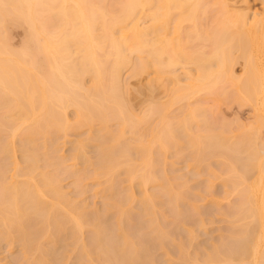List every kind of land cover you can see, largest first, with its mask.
<instances>
[{"label":"bare ground","instance_id":"1","mask_svg":"<svg viewBox=\"0 0 264 264\" xmlns=\"http://www.w3.org/2000/svg\"><path fill=\"white\" fill-rule=\"evenodd\" d=\"M95 1L0 0V29L8 21H12V24H14L13 22L17 23V25L23 24L21 26H25L27 30L26 45L20 50L10 48L6 38L0 36V110H11V112L15 110L18 114L17 117L15 116L18 118L17 122L13 124L9 123L11 122L10 119L8 121L5 120L8 122L7 126L10 128L8 132L10 133H7V135L9 134L8 136L4 133L3 137H1L2 133H0V138H3V141L5 139L3 143H1L2 139H0V150L2 153L5 152L6 155L9 152L11 153V148L15 144L13 142L16 132L22 129V136L24 135V137L21 139V136L20 140H23V143L28 141L31 145H29L30 147L27 146L26 142L22 143V148L21 145H18L22 150L24 147L23 151L26 153L25 162L27 160V162L32 163L33 161L35 163V158L39 154L36 153L37 155H35L33 145L35 144L34 139H37L39 135L47 138L46 135L52 132H66L71 125L74 127L81 125L91 127L94 121L100 122L102 127H105V130L109 128L103 125H107L105 123L110 119H119L122 121V125L128 123L132 119L130 117L133 114L130 115L132 112L126 105L127 99H125L124 95L126 94L127 86L121 78V70L125 65L131 63L130 54L132 52H137L138 56L140 53L145 54H142L144 59L141 58V54L139 56L142 60V62L141 60L138 62L139 68L134 67L133 69L136 75L147 69L148 62V68L152 64L155 74L167 73L166 71L169 73L168 68L174 69L180 63L193 65L194 71L189 66L187 67L191 69L190 71L182 65L186 69L183 78L187 82H184L183 90L186 91L187 87V91L180 92L186 93L185 95L178 93L180 95L175 98H186L200 91L213 94L216 97L219 95H223V97L230 95L231 98L238 99L241 103L251 104L254 120L247 126L245 124L237 125L242 128V130L240 129L241 132L239 131L236 135L229 136L231 129L225 128L227 126L226 123L221 121L222 124L218 123L219 126L215 124L213 126V118L212 120L210 119V124L204 122L206 120L205 109L203 110L204 113L201 110L204 117L199 114L196 115L198 110L201 109L199 107H196V109L192 108L191 110L193 111H189L190 113L187 110L186 112L189 115L185 116V112L182 118H179L178 115L176 117L179 119L171 117L176 119L175 123L173 119L172 123L169 118L167 120L163 117L159 130L156 129V134H154L155 130L154 132L151 131V139H148L151 142L146 141L147 144H150L145 146L143 145L144 141L140 139V142L139 140L131 142L136 143V147L131 144L133 148H137V145H140L138 148L140 147L139 150L141 149L143 152L140 151L139 153L137 148V153L141 155L138 154L140 156L137 157L140 160H138V163L135 162L137 161L135 160L136 158L130 157L133 158L135 165L129 162L132 160L130 158L126 161V164L129 162L126 167L128 176L131 179L137 177L139 185L142 186L147 185L149 182L156 183L161 177L164 185L161 182H159V185L161 183L160 186H165L166 191L169 190L165 184L166 178L158 175V180L154 174L155 172H153V167L155 166V157H158V160L162 158L160 154H163L165 149L167 150L171 144L173 146L178 144L175 146L176 148L177 146L181 148L184 144L185 148H191L192 155H189V157L191 156L190 158L196 164H200L207 159L217 158L213 162L216 165L215 169H217H214V173L211 170V173L222 178V184L224 187L226 186V190L222 198H213L212 201L220 207V199H228V207L226 206L227 208L223 215L225 216L224 220L229 225L225 228V232L219 235V239L213 242L210 250L204 253L195 252L194 258L187 251L186 254H189L188 257L190 258L187 262L190 263L189 261H191V264H264V0H262L263 7L261 11L254 12L252 17L248 15L246 10L229 6L225 0H222L225 4L219 10L220 15L211 18L212 23L206 22L208 25L201 21V18L205 16V20L206 16H209L208 13L212 10L211 4L214 2L210 0H111L110 2L112 3L110 4L109 2V6L105 0H98L99 2L101 1V3L98 2L99 4L95 3ZM103 3L107 4L104 6ZM145 18L147 19V24L141 25V23H145ZM171 23L172 26H170ZM185 23L188 24L187 28L184 25ZM183 28L186 30L184 34L186 35L184 38L186 41L180 39L183 35H179L184 30ZM181 40L184 42H181ZM145 59L148 61L145 62ZM237 59H241L243 64V74L240 76L233 74V63ZM138 64L136 63L135 65L137 66ZM85 74H90L91 76L92 83L89 86L84 85L83 77ZM161 77L163 78V75ZM161 77L156 78V80H160H157L158 82L150 79L147 83L151 81L153 85L154 82L160 83L163 80L166 83L168 78L167 80H162ZM173 77H175L174 80L179 81L177 79L178 75ZM157 83L154 84L155 86L150 85L151 89L148 86V89L152 90L153 88L154 91V88L159 85ZM162 84L164 83L162 82ZM146 87L145 89L148 90ZM181 87L179 85L178 88L180 89L178 90L181 91ZM154 104L156 106V103ZM154 104L152 105L154 106ZM158 104L160 105H157L158 108L156 106V111L159 107L160 110L163 109L165 111L164 104L159 102ZM152 105L150 107L153 111L155 106L152 108ZM69 106L73 107L76 115L74 123L72 122L71 124L66 113V109ZM148 110H150L149 107L146 112ZM152 111H148L150 112L148 113L149 116L155 115L156 112L152 113ZM163 111L158 112L161 115ZM156 115L159 116L158 113ZM144 117L145 119H143ZM200 117L205 120H202V122ZM133 119L135 118L133 117ZM148 119V117L146 119V116H143L140 120L138 118V121L144 120L142 122H145ZM192 119L204 123L198 124V127L201 126L202 128H191L189 121H192ZM5 121H2V123L0 121V126H2L0 131L2 132H4L3 130L6 127L7 122ZM133 121L131 120L129 123L132 124L131 122ZM159 121H161V117ZM136 124L129 125V127L133 128ZM195 124L197 126L196 122ZM72 126L71 128H73ZM121 128L123 129L124 127ZM121 128L119 129L121 132L118 131L119 133H123ZM101 130L103 131V129ZM105 130L104 132L101 131L100 137V133L96 134L98 139H101V137L102 139L105 138L103 139L104 141L102 139L100 141L102 142V147H100L102 151L100 157L99 155L97 156L99 172L114 168L121 162L119 161L121 160L120 156L124 157L123 151L121 150L122 152H120L118 150L120 148L112 146L113 141L108 142L107 140V136L113 134L112 132L110 134L106 133L105 137L102 136L105 135ZM108 131L106 130V132ZM261 131L263 134L260 137ZM118 132L117 134H119ZM173 142H176V144L174 145ZM127 145H124L122 149H127ZM131 145L129 146L131 147ZM185 148L183 147L181 150ZM114 151H117V154ZM10 153L7 156H12ZM156 153L158 156L154 155ZM130 154L127 155L131 156ZM151 154L154 155L155 160ZM159 161L161 162V160ZM136 163L138 164L137 167L140 165L138 169L134 168L137 165ZM155 164L157 163L155 162ZM27 166L26 169H28ZM1 168L4 167L1 166ZM3 171L4 169L0 170V172ZM47 176L46 174L45 178L41 179L44 186L50 187L52 185V188H49V194L52 196L53 193L56 195L61 193L59 188L56 190V186L59 185L58 181H56V186V183L54 184V180H57L55 175H52L55 179ZM1 183L3 184L4 181ZM12 183H4V189H2L3 185L1 184V189L3 190H1V193L9 192V195L5 194L4 198L0 194L2 197L0 198V213H2L0 224H3V226H0V235H3L4 238L9 235V237H12V234L13 236H18L19 240L22 239L21 241H24L25 248L26 246L28 249L34 248L40 251V255L42 254V256L38 254L36 257H31L33 259L31 261L32 264H47L48 260L43 259V255H45L43 253L47 252L48 249L51 250L52 247L43 248L40 245L41 243L38 241H40L41 235L44 233L41 230L43 228L36 230V228H40V225H37L39 224L38 222L35 224L36 228L34 227L33 231L31 228L34 224L28 223L31 225V228H29V225L26 224L27 220L32 218L35 219L34 221L36 219L38 221V217L41 216L39 217L40 221L45 215L44 213H46L45 219L42 220L44 223L41 224L40 221V224L43 227L44 224L54 226V232L58 233L57 237L54 233V240L60 238L59 234L61 232H58L59 229L65 227L67 222H71L69 227L72 228L70 230L75 231H72L75 234V236L73 234L72 236L73 238L76 237L75 240H77V235L81 237L83 233V225L89 222L85 220L84 208H81V211H83L82 215L80 214L81 211L77 210L80 213L75 214V216L78 215V217H75L74 213L69 209H66L68 212L65 210L66 213H63L60 211V202L57 204H55L56 202L52 203V201V204L47 202L45 199L47 194L45 193L44 195L46 191H42L44 188L39 187V184H37L39 181L32 186L28 182H25L26 185L22 183L20 186ZM28 184L30 185L28 186ZM210 186L207 187V190L212 194L213 191L211 190L213 189ZM178 194L177 197L175 196L177 203L179 198L182 199V194ZM171 195L170 191H168L169 198L172 197ZM230 196H234V198L229 199ZM59 197H62L61 194ZM151 197L153 198L150 194L139 197L138 201L140 202V207L142 205L143 210H149L148 205H152L153 202H151ZM63 198L67 205L71 202L66 200L69 198L64 196ZM120 202H115L114 205L118 209V217L116 216L119 222L118 225L124 232L122 240H120L119 236V241L117 239L116 244H114L113 237L111 239L112 243H110V239L106 241L104 238L105 232L101 234L97 231L100 230L98 223H101V229L104 226H102L100 220L97 223L95 219L96 223H93L97 224V226H94V224L93 226L98 227L97 230L94 229L96 235L97 233L98 235L91 238L93 242L91 243L93 245L91 246V248L93 247L92 251L94 250L93 252L97 251L98 253L101 250V254H105V250H107L105 255H109L111 258L109 260L115 261V264H154V258L149 256L150 254L146 252V248H142L144 245L140 246V248L135 245L134 241L131 242L132 239L128 236L129 232L127 233L126 229L128 227L123 223L129 217L126 215L125 204L123 205V202ZM44 204L49 206L45 207L48 210L46 212L44 211ZM197 206L194 204V208L198 210L197 213L200 215L202 212ZM70 208L74 207L71 206ZM40 211L42 215L44 214L43 216H38ZM146 211L145 213L147 214L148 212ZM183 214L184 216L186 215L185 213ZM177 215H180V211L179 214L177 212ZM182 215L180 216L184 220L185 217ZM83 216L84 221H87L86 223L83 222ZM97 218L99 219L100 216H97ZM86 219L88 218L86 217ZM199 219H197V222L200 221L202 223V219ZM65 230L66 228H64ZM158 230H160L159 227ZM160 231L159 234L162 233V236H158L162 239L164 237L163 234L165 235L166 232L162 229ZM114 232L120 233L119 229L117 232L114 229ZM15 236L11 239L8 238L9 240L16 239ZM105 236L107 235L105 234ZM181 244L180 250L186 247L184 243ZM84 249H87V252L83 251L87 254L89 252L88 248L84 247L82 250ZM108 249H112L111 251L113 252ZM185 249H183V252H185ZM112 253L113 255H110ZM151 256L153 255L151 254ZM191 258H193V261ZM48 264L53 263L48 261ZM170 264L178 263L173 261Z\"/></svg>","mask_w":264,"mask_h":264},{"label":"rangeland","instance_id":"2","mask_svg":"<svg viewBox=\"0 0 264 264\" xmlns=\"http://www.w3.org/2000/svg\"><path fill=\"white\" fill-rule=\"evenodd\" d=\"M95 1V0H94ZM111 0H105V2H107L106 4L109 6V2ZM113 1V0H112ZM211 2L214 1L211 4V11L209 14V16L205 18L204 17L201 18V21H203L204 23L208 22L210 23L212 20L211 18L216 17L218 15H220L219 10L220 8L225 4L222 0H210ZM98 3L99 1H95V3ZM210 2V3H211ZM225 2L227 4H229V6H234L238 9H244L247 11L248 15L250 17L253 16L254 12H260L262 7H263V3L262 0H225ZM101 3V1L99 2ZM98 3V4H99ZM112 2H110L111 4ZM209 3V4H210ZM104 6L106 5L105 3H103ZM107 7V6H106ZM145 23H141V25H146L147 24V19L145 18L144 20ZM14 24H12V21H8L4 26L1 27L0 29V36L1 37H5L10 48L15 49V50H20L23 47H25L26 45V40H27V30L25 26H21V25H17V23L13 22ZM208 23H206V25H208ZM212 23V22H211ZM185 27L188 25L187 23L184 24ZM205 25V24H204ZM9 26V27H8ZM170 26H172V23L170 24ZM187 28V27H186ZM184 29V28H183ZM185 29L182 30V33L180 32V39H184L186 35L185 34ZM184 42L186 41V39H184ZM141 54V53H140ZM139 54V56L141 55ZM145 55V54H144ZM144 55L141 56V58L144 59ZM138 56L137 52H132L130 54V62L128 65H125L122 70H121V78L123 80V82L125 83V85L127 86V90H126V94L125 99H127V107L130 108V115H132L131 120L134 122H131L133 125L136 124V126L133 128L131 127L132 124H130L129 122L131 120H129V124L126 123L125 125H122V121L117 119H110L108 120L107 125H103L108 127V131L106 132V130L104 129L105 127H102V124L100 122L94 121L92 126L89 127L87 125H81V126H72L73 128L70 127L67 128L68 130H66V132H52V133L46 135L47 138H44L43 135L38 137L37 135V139L35 138V146L33 145V148L37 151H35V155H37L39 157L36 156L35 158V163H30V162H25V151L24 147L23 150L21 149L23 144H28L27 146L31 145V143H29L28 141H25L24 143L20 140V137L22 136L23 130L21 132V130L18 132H16V135L14 137V142L16 144V146L13 148H11V155L12 156H7L5 152V154L0 153V164L2 167V170L4 169L3 172H0V194L1 190L4 189V185L6 184V182L10 183L13 182L12 184H19L17 186H20V184H25L28 182L32 185H34V183L37 181H39V187L42 188V191H46L44 192L47 195H45V199L47 200V202L54 203L55 204L59 203L60 204V211H62L63 213L65 212L66 209H69L70 211H72L75 214L80 213L79 211H81V208L83 209L85 216L89 219L85 220L89 221L88 223H86L87 221H84V216H83V222L86 223V225H83V230H82V235L80 237V235H77V240H75V238H73V236H75V234L72 233L73 230H70L72 228H70V223L67 222V225L65 227H61L64 231V228H66V230L63 232L62 229H59V237L56 240H54L55 235L57 237L58 233H55L54 230L55 228H53V225H48V224H44V227L41 226V224L44 223L45 219V215L46 213H44L43 215L41 214V211L39 212V215H42V219L41 224L39 221V216L38 217V221L36 219V221H34L35 219H28L26 222V224H31L34 226L31 228L29 225L28 227L31 228L33 230V228L35 227V224H37L39 222L40 228H36L37 229H41L44 231V235L42 234L40 242L41 246H43V248H51L48 249L47 252L43 253L45 255H43V259H46L49 261H51V263L53 264H112L115 261H110L109 255H105L107 254V250L106 253L104 251L105 254H101V250L92 251L91 243H93L91 241V238H94L96 235V232L94 231L98 229V227H94L97 226V224H94L93 222H95V219L98 222H102V226H104V228L102 227V229L100 228V224L98 223L99 229L97 230L99 231V233L102 234V232L104 233V238L106 241H109L110 239V243L111 239L113 237V241L114 244L117 243V239L119 241V236H120V240H122V237L124 235V232L120 229V226L118 225V219H116L118 216V209L116 208V206L114 205L115 202H123L124 208L126 209V215H128L129 219L125 220L123 223H125L126 228L127 229V233L129 234L128 236H130V238L132 239V241H134L135 245L138 247H143L142 248H146V252L148 254H150L149 256L151 258H154L155 262L154 264H170V262H176L178 264H184L183 262H187L188 259L190 260V258L188 257V255L190 254L191 257L194 258V254L195 252H200V253H204L208 250L211 249L213 242H216L219 239V235L223 232H225V228L229 225V223L224 220L225 216L223 215V212L226 210V208L228 207V199L227 198H223L220 199L221 201L219 202V205L221 203V206L219 207L218 205H215L216 203H214L212 201L213 198H222V196L225 194V190H226V186H223V181L222 178L212 175V173H214V169H215V162L217 158H211V159H207L206 161L201 162L200 164H196L190 157L189 155H192L189 147L185 148V144L183 145V147L185 149H182L183 147H179L177 146V148L175 147L176 142H173L175 146H173V144L169 145L167 150L165 149V152L161 155L162 158H160L159 160H161V162L157 159L158 157H155L156 159V163L154 162V167H153V172H155V176L157 177L159 176H163L166 178V186L168 187L169 190L166 191V189L161 185V183L163 184V181L161 180V177H157V179L159 181H157L156 183H147V185L142 186L139 185V180H137V177H133V179H131L130 176H128V172H127V166L130 163H132L133 165H135V162L138 163L137 157H140L141 155L139 154L140 151L143 152L141 149L139 150L137 145V148L139 150V153L137 148H135L136 143H131V142H135L136 140H142L144 141V144L146 146V141L150 138L151 139V131L154 132V134H156V129L159 130L158 128L160 127V125L162 124V120L163 117H165L166 119L169 118L170 121H172V119L174 120V123L176 122V119L182 118V116L185 114V112L188 110L189 111H193L191 110L192 108L199 107L201 109H197L198 112L201 113V110L203 112L204 110V115L206 116V120H205L203 116V113H196V115H200L202 117H200L201 121L205 120V123H209V121L213 120L214 122H212V125L214 126V124L216 126H219V124H222L223 122L226 123L227 126H225L226 129L230 128L231 132L228 134L229 136H233L236 135L237 133H239L240 129L242 130L241 127H238L241 124H245L246 126L251 122L253 119V111L251 109V104L250 103H241L240 101H238V99L235 98H231V96H224L223 95H219V96H215L213 94H209L207 92H196V94L194 93V95L192 96H187L186 98H175L177 96H179L180 94L185 95L184 93H180L182 91H184V82H186V79H184L183 77L185 76V70L188 68V70L190 71L193 68V65H189V64H177L174 69H169V73L168 71H166V69L164 68V70L167 73H163V74H155L154 70L152 68V64L150 66V68H148L147 65V69L144 71H141V73L138 75L135 74V72L133 71L134 67H138L139 68V60L140 57ZM146 57V56H145ZM144 61V60H143ZM148 61L145 59V62ZM142 62V60H141ZM140 62V63H141ZM138 64L137 66L135 64ZM142 64V63H141ZM233 74L235 76H240L243 74V64L240 60H236L235 63H233ZM186 67V69L183 66ZM189 66V67H187ZM155 68V67H154ZM136 70V69H135ZM163 70V71H164ZM173 70V71H170ZM185 71V72H184ZM134 72V73H133ZM157 72V71H156ZM184 72V74H183ZM159 73V72H158ZM135 74V75H134ZM165 74V75H164ZM167 74V75H166ZM159 75H163V78ZM174 75H177L180 77H177V80H174L175 77H173ZM166 78H165V77ZM90 74H85L83 77V81H84V85L85 86H89L92 83V80L90 78ZM161 77L162 80L168 78V80L165 83V80L161 81L160 83H157L159 79L156 80V78ZM156 80L157 87H155L154 91L153 88L151 89L150 85H152L151 81H149L148 83H151L149 85H147V81L148 80ZM153 81V82H154ZM160 81V80H159ZM177 81V82H175ZM189 81V80H187ZM162 82L164 84H162ZM154 82V84H156ZM152 86H155V85ZM182 84V85H181ZM147 85V87H146ZM180 86L181 87V91L178 90L180 88H178ZM150 88H149V87ZM145 87L148 89L146 90ZM186 87V84H185ZM179 92H178V91ZM187 91V87L185 89ZM151 91V92H149ZM184 91V92H186ZM189 92V91H188ZM187 92V93H188ZM148 93V94H147ZM150 93V94H149ZM180 93V94H178ZM181 95V97H182ZM188 95V94H187ZM216 97V98H215ZM218 98V99H217ZM159 103H163L166 107H164V110L161 109L160 107L159 109L156 111V109L158 108V106L160 104ZM156 103V106L155 104ZM154 104L155 109H153V111L151 110V105ZM152 105V108L154 107ZM1 107V106H0ZM149 107L150 110L148 111H152V113H154V111L156 112L155 115L151 113L152 116H149L148 113L150 112H146L147 108ZM191 107V108H190ZM162 108V107H161ZM188 108V109H187ZM190 108V109H189ZM194 109V110H195ZM196 110V111H197ZM163 111L165 112L163 114V112H161V115L159 112ZM194 111V112H196ZM188 112H186V115L188 114ZM66 113H67V117H68V121L70 122V124L75 121V114H74V109L72 106H69L66 109ZM159 114L156 115V114ZM190 113V112H189ZM147 114V115H146ZM0 121L2 123V121L5 120H11V122L9 123H15L17 122L16 118L18 116L17 112L15 110H13L11 112V110L7 111V110H0ZM129 115V116H130ZM179 118H177L178 116ZM189 115V114H188ZM195 115V116H196ZM16 116V117H15ZM146 116L149 118L147 121L142 122L144 120H141V122L138 121L143 117ZM177 116V117H176ZM181 116V117H180ZM133 117L135 119H133ZM141 117V118H140ZM161 117V121H159V118ZM171 117H176V119L171 118ZM16 118V120H15ZM197 119V116L195 117ZM215 118V119H214ZM145 119V117L143 118ZM199 119V117H198ZM211 119V120H210ZM168 120V119H167ZM5 121V122H7ZM196 120L195 119L192 121L190 120V126L193 129H197V128H202L201 126L198 127V124H204L201 123V121ZM202 121V122H203ZM216 121V122H215ZM222 121V123H221ZM121 125H120V123ZM136 122V123H135ZM195 122L197 123V126L195 124ZM173 123V121H172ZM219 123V124H218ZM250 123V124H251ZM3 124L5 125V123L3 122ZM8 122L6 123V127L5 130H3L4 132L0 131L1 137H3L4 133L7 135L8 129L10 131V128H8L7 126ZM101 124V126H100ZM210 124V123H209ZM129 125H131L129 127ZM238 125V126H237ZM2 128V126H0ZM103 129V131L100 129ZM121 127H124L123 129ZM238 127V128H237ZM122 129L123 133H119L121 132V130L119 131V129ZM245 128V127H244ZM229 129V131H230ZM105 130V135H102L103 137L106 136V133L110 134V132H112L113 134L108 135V142H112V146H116L120 152L123 151V155L124 157L122 158V155L120 156L121 162H119V164L117 166H114V168L110 169V170H104L102 172H99L98 170V163L99 161H97V156L101 154L100 147H102V142L101 139H98L97 137V133H100L99 137L101 136V133L104 132ZM102 131V132H101ZM119 131V132H118ZM21 132V133H20ZM117 132L119 134H117ZM152 132V133H153ZM241 132V131H240ZM262 132V131H261ZM55 133V134H54ZM19 134H21L19 136ZM117 134V136H116ZM263 132L261 134H259V136H262ZM9 135V134H8ZM7 135V136H8ZM119 135V136H118ZM123 135V136H122ZM45 136V137H46ZM51 136V137H50ZM116 136V138H115ZM121 136V137H120ZM260 136V137H261ZM5 137V136H4ZM24 135L22 136L21 139H23ZM49 137V138H48ZM118 137H120V139H118ZM7 138V137H6ZM115 138V139H114ZM3 143L5 141H3ZM105 139V138H103ZM102 139V141H104ZM118 141H117V140ZM25 140V139H24ZM27 140V139H26ZM117 142H116V141ZM139 140V142H140ZM1 141V140H0ZM115 141V142H114ZM121 141V143H120ZM150 140H148L147 142H149ZM123 142V143H122ZM129 142V143H128ZM138 142V141H137ZM151 142V141H150ZM0 143V144H1ZM23 143V144H22ZM34 143V142H33ZM81 143V144H80ZM104 143V142H103ZM107 143V142H106ZM120 143V144H118ZM143 143V142H142ZM172 143V142H171ZM21 145V148L19 145ZM118 144V145H116ZM133 145L135 146L133 148V146L131 145V147L129 145ZM150 144V143H148ZM147 144V145H148ZM101 145V146H100ZM124 145H127V149H122L124 148ZM25 146V145H24ZM78 146V147H77ZM129 146V147H128ZM180 146V145H179ZM30 147V146H29ZM155 148V146H154ZM136 149V151H135ZM189 149V150H188ZM122 150V151H121ZM130 150V151H129ZM118 151V152H119ZM126 153H125V152ZM155 151V150H154ZM157 151V150H156ZM24 152V154H23ZM115 152V151H114ZM131 153V156H128L129 153ZM37 153V154H36ZM153 153V152H152ZM158 153V151H157ZM154 154L155 156H158V154ZM160 153V152H159ZM191 153V154H189ZM115 154H117V151L115 152ZM128 154V155H127ZM140 156H139V155ZM142 154V153H141ZM24 155V158H23ZM126 155V156H125ZM152 155V154H151ZM152 155V157L154 156ZM119 156V153H118ZM128 156V157H127ZM11 157V158H9ZM98 157V158H99ZM136 158L134 162L133 158ZM160 157V156H159ZM132 159L129 162L126 161L128 159ZM154 159V157H153ZM154 159V160H155ZM158 160V161H157ZM140 161V160H139ZM212 161V162H211ZM159 162V164H158ZM194 162V163H193ZM30 163V164H27ZM136 163V164H137ZM28 165V166H27ZM0 166V167H1ZM26 166L28 169H26ZM30 166V168H29ZM138 164L136 166H134L135 169H138L140 167H137ZM157 166V169H156ZM16 168V169H15ZM100 168H101V164H100ZM0 169V170H1ZM217 169V168H216ZM215 169V170H216ZM102 170V168H101ZM100 170V171H101ZM211 170H213V172L211 173ZM106 171V172H105ZM44 172V174H43ZM98 172V173H97ZM127 172V174H126ZM159 172V173H158ZM50 177H52V175H55V178L57 180H54V184L55 186L57 185L58 181V185L56 186V190H60L61 193H59L58 195L54 194L55 196H51V194H49V188L47 185H43L42 184V179L41 178H45L46 174ZM158 173V174H157ZM45 176H43V175ZM157 174V175H156ZM47 176V177H48ZM33 177V178H32ZM53 179H55L54 177H52ZM40 179V180H39ZM35 180V182H33ZM37 180V181H36ZM163 180H165L163 178ZM4 183L2 184L1 182ZM26 182V183H25ZM41 182V183H40ZM159 182L160 185H159ZM35 183V184H36ZM3 186H2V185ZM28 184V186L30 185ZM164 185V184H163ZM211 185V186H210ZM1 186L3 187L1 189ZM30 186V187H31ZM208 186H210L213 190V193L210 194L208 192ZM52 188V187H51ZM3 191V190H2ZM48 191V193H47ZM168 191H170V193L172 194L171 198H169L168 196ZM167 192V193H166ZM5 194H8L6 192H4ZM180 193L182 194L181 198L182 199H178V203L175 201V198L177 197V194ZM5 194H2L3 197L5 196ZM11 194V193H10ZM49 194V195H48ZM61 194L62 197H59ZM146 194H150L151 196H153V198L151 197V202L152 205H148L149 206V210L147 208L148 211L143 210L142 205L140 207V202L138 201L139 197L141 198L143 195ZM200 194V195H198ZM9 195V194H8ZM179 195V194H178ZM69 198L66 199L71 201L69 202V204L67 205V202H65L64 198ZM176 196V197H175ZM179 197V196H178ZM0 198L1 195H0ZM5 198V197H4ZM234 196H230L229 199H233ZM153 199V200H152ZM1 200V199H0ZM117 200V201H116ZM120 202V203H121ZM46 204V202H44ZM47 203V204H48ZM51 203V204H52ZM72 203V204H71ZM1 204V203H0ZM44 204V205H45ZM58 204V205H59ZM71 204V205H70ZM194 204L199 206V210H201V214L199 215L197 212L198 210L194 208ZM45 207H47L48 205H45ZM50 205V204H49ZM127 205V207H126ZM71 206H73L74 208H70ZM86 206V207H83ZM197 206V207H198ZM217 206V207H216ZM227 206V207H226ZM49 207V206H48ZM196 207V208H197ZM77 208V209H76ZM142 208V211H141ZM42 209V210H44ZM59 209V208H58ZM79 210V211H77ZM197 210V211H196ZM45 212L48 210H44ZM69 211V212H70ZM83 211H81V215L83 213ZM148 212L147 214L145 213ZM180 211V215H182L183 213H185L186 215L184 216V214L182 216H184V220L183 217L181 218V216L177 215V212L179 214ZM1 212V211H0ZM59 212V210H58ZM61 212V213H62ZM66 212H68V210H66ZM65 212V213H66ZM72 212H70L72 214ZM150 212V213H149ZM182 212V214H181ZM43 213V211H42ZM62 213V214H63ZM144 213V214H143ZM200 213V211H199ZM60 214V212H59ZM69 214V213H68ZM37 215V214H36ZM73 215V214H72ZM71 215V216H72ZM78 217V215H76ZM75 216V217H76ZM97 216L100 218L98 219ZM117 216V217H116ZM80 217V215H79ZM82 217V216H81ZM127 217V216H126ZM181 219H180V218ZM202 219L200 223L197 222V219ZM1 218H2V213H0V222H1ZM36 218V217H35ZM82 219V218H81ZM180 219V220H179ZM186 219V221H185ZM199 219V220H200ZM30 220V221H29ZM100 220V221H98ZM117 220V221H116ZM151 220V221H150ZM32 221V222H31ZM36 222V223H34ZM46 222V221H45ZM33 223V224H32ZM48 223V222H47ZM69 223V224H68ZM96 223V222H95ZM117 223V224H116ZM50 224V223H49ZM94 224V226H93ZM36 225V226H37ZM65 225V223H64ZM62 225V226H64ZM117 225V227H116ZM0 226H3V224ZM119 226V227H118ZM27 227V226H26ZM73 227V226H72ZM158 227L160 228V230L162 229L164 232H166V234H163V238L161 239L158 235H161L162 233L159 234ZM3 228V227H2ZM1 228V229H2ZM34 228V229H35ZM117 232L118 229L120 231V233H115L114 229ZM27 229V228H26ZM31 229H29L31 231ZM61 230V231H60ZM112 230V231H111ZM129 230V231H128ZM158 230V231H157ZM34 231V230H33ZM191 231H193V237H192V233H190ZM57 232V230H56ZM75 232V231H73ZM158 234H157V233ZM161 232V231H160ZM55 233V235H54ZM12 234V233H11ZM73 234V236H72ZM105 234L107 236H105ZM112 234V235H111ZM118 234V238L116 237V235ZM5 236V235H4ZM10 236V235H9ZM7 236L6 238L3 237V235H0V264H32L31 261L33 260L31 257H36L38 256H42V254L40 255V251L34 249V248H29L26 246L25 248V244H23L24 241L19 240L18 236H15L16 239H12L9 240V238L11 239L12 237ZM93 236V237H92ZM103 236V235H102ZM110 236V237H109ZM158 236V237H156ZM162 236V235H161ZM9 237V238H8ZM18 237V238H17ZM108 237V238H106ZM8 238V239H7ZM80 238V239H79ZM108 239V240H107ZM39 240V239H38ZM93 240V239H92ZM109 243V245H110ZM119 243V242H118ZM134 243H132L134 245ZM185 244L186 248L183 252V249L180 250V244ZM84 244V246H83ZM113 244V245H114ZM181 244V245H182ZM135 246V248H136ZM146 246V247H145ZM148 246V248H147ZM88 248L89 252L86 254L83 251L87 252L85 249L82 250L83 248ZM110 247L112 248V245H110ZM140 247V248H141ZM91 248V249H90ZM139 249V248H137ZM28 250V251H27ZM110 250V252L112 249H108ZM140 250V249H139ZM145 250V249H143ZM148 250V251H147ZM102 251V252H103ZM188 251L189 254H186ZM109 254V252H108ZM151 254L153 256H151ZM110 255H113L110 254ZM109 256V257H108ZM188 257V258H186ZM193 258H191V260L193 261ZM111 259V258H110ZM187 259V260H186ZM114 260V259H113ZM153 260V261H154ZM48 261L46 262L48 264ZM191 264V261H189ZM116 263V262H115ZM114 263V264H115ZM185 263V264H187ZM194 263V262H193Z\"/></svg>","mask_w":264,"mask_h":264}]
</instances>
